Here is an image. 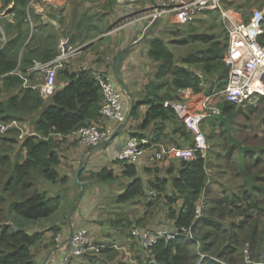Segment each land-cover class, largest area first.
I'll list each match as a JSON object with an SVG mask.
<instances>
[{
  "label": "trees",
  "instance_id": "1",
  "mask_svg": "<svg viewBox=\"0 0 264 264\" xmlns=\"http://www.w3.org/2000/svg\"><path fill=\"white\" fill-rule=\"evenodd\" d=\"M30 2L0 0V13L7 10L0 19L5 36L4 42L0 38V125L5 126L0 129V264H36V249L46 232L53 231V237L60 232L56 227L35 228L37 222L51 218L59 203L40 184L60 181L59 144L101 120L102 90L88 69L59 68L56 79L68 83L52 94L51 104L43 109L36 82L39 72L31 69L57 55L58 39ZM204 15L195 24L171 25L165 32L169 39L150 41L148 55L157 68L132 108V119L139 118L141 107L146 111L130 136L193 146L192 133L170 103L179 102L183 90L201 93L203 84L207 94L223 89L229 72L224 62L228 35L221 14L212 10ZM259 41L264 45V22ZM259 98L246 106L218 100L219 113L209 114L200 124L203 131L208 129L212 144L204 158L172 159L168 165L145 168L146 180L135 163L116 161L126 183L121 182L122 191L114 195L113 203L139 200L145 207L135 223L110 220L133 239V257L122 259L113 244L93 241L105 247L85 254L86 264H264V96ZM35 113L39 116L33 133L19 139L21 129L12 123L27 121ZM209 163L216 166L215 172L207 170ZM214 173L227 181L220 183ZM91 178L110 185L118 180L111 167L92 172ZM151 198L158 202L155 210ZM200 202L203 208L198 215ZM133 224L142 230L162 228L178 234L175 239L160 238L146 249L130 235ZM183 229L190 230L191 237Z\"/></svg>",
  "mask_w": 264,
  "mask_h": 264
},
{
  "label": "crops",
  "instance_id": "2",
  "mask_svg": "<svg viewBox=\"0 0 264 264\" xmlns=\"http://www.w3.org/2000/svg\"><path fill=\"white\" fill-rule=\"evenodd\" d=\"M162 1L137 0L130 3H121L118 0H53L51 4L45 5L39 0H31L30 6L44 24L51 25V32L58 39L57 52L58 46L62 41H68L71 46L80 48V51L66 60L61 67H68L73 72L80 69H88L91 73L98 71L115 79L118 84L119 80L124 82L131 95L125 94L127 117L131 101L133 100L135 104V102L140 100L143 86L152 79L157 68L156 62L148 55L150 41L155 38H161L163 35L167 37L165 35L167 29L171 25L177 24L171 13H162L159 17L153 16V8L160 6ZM6 14L7 10H3L0 13V18L6 17ZM201 16L205 15L201 14ZM201 16L199 15L198 17ZM238 17L243 20L247 18L245 13L240 12H238ZM37 23L35 22L34 24L38 25ZM1 40L4 42L5 36ZM123 52H126L125 56L114 67L115 61ZM31 70L33 72L36 71L34 69ZM42 77V73L39 72L36 82L40 84ZM67 83L66 80L55 79L53 93L61 90ZM205 91L203 89L201 93L194 94L190 90H183L179 92V102L186 103L190 110H196L206 96ZM43 99L45 103L50 104L52 95ZM145 111V106L140 108L138 119H132L130 115L129 120L120 130L117 137L106 146H94L95 148L91 150L93 147L81 144L76 135L68 136L59 144L60 181H57V188L65 190L64 194L68 192L69 199L63 211V219L36 225L35 228L36 230L39 229V231L49 230L52 227L60 229L56 237H53V231L46 232L45 239L36 249V264H59L61 257L65 253L66 244L71 235L70 231L77 228L86 229L92 241L118 245L117 247H120L117 248L120 251L119 253L129 254L133 252V239L131 238V242H128L129 244L127 245L130 246L128 248L125 245L126 243H122L121 238H119L126 236L125 233H128L127 231L123 232L124 228L120 226L122 231L120 236H118V232L116 233L110 227V220L106 221L107 223L105 224L99 220V213L96 210L99 207H97V202L101 196L98 195L96 189L100 184L91 178V173L97 172L104 165H107L104 167H111L114 170L115 175L118 176V180L114 182L117 183L116 186L109 190L103 187L104 190H102V192L109 191L110 202L113 203L114 195L120 194L122 191L121 182L126 183V180L120 177L122 170L121 165L116 162L117 153L130 132L138 129ZM38 116L39 114L35 113L29 116L27 121L13 122L12 127L16 126L21 131L25 129L24 132L32 134V124L34 122L32 119H36ZM97 124L104 128H112L111 134L118 127L114 122L103 118ZM148 134L151 136V133ZM147 139L149 140V138ZM82 161L84 163L79 182L86 184V186L83 189L81 199L78 201L81 188L76 185L75 174ZM135 164L139 175L145 180L147 178V175L143 173L145 168L154 165L159 167L166 165H163V162L149 163L147 154H144ZM101 195L106 197V193H101ZM137 201L142 205V208L137 213L138 216H141L144 214L145 209L143 203L135 200L131 204ZM131 204L112 205L109 213L111 211L117 213L116 209L120 207V209L127 208ZM103 209V212L106 213L107 211L105 210L110 208L104 204ZM126 238L129 240V237ZM83 259L85 261V257L82 259L75 258L77 261Z\"/></svg>",
  "mask_w": 264,
  "mask_h": 264
},
{
  "label": "built area",
  "instance_id": "3",
  "mask_svg": "<svg viewBox=\"0 0 264 264\" xmlns=\"http://www.w3.org/2000/svg\"><path fill=\"white\" fill-rule=\"evenodd\" d=\"M121 3L135 2L137 0H118ZM43 4H51L53 0H39ZM224 0H163L160 6L153 8V16L159 17L162 13H171L179 25L192 23L205 11L218 10L221 14L223 25L228 35V47L224 55V62L229 67L228 79L223 89L208 94L196 110H190L186 103L172 102L170 105L176 110L178 116L186 128L193 135L192 147H177L165 143H151L148 139H139L136 136H128L116 161L119 163H137L147 154L149 163L164 162L172 159L193 160L204 158L207 155L208 142L206 134L200 127L201 122L211 113H219L213 100H224L240 106L255 105L260 96H264L262 86L264 83V45L259 41L263 34L264 3L252 10L248 20L238 17V12L223 5ZM0 33L2 28L0 26ZM3 35V33H2ZM80 48L73 47L68 41H62L58 46L57 55L45 63H35L32 69L42 73V82L38 85L42 98L53 94L57 69L69 58L75 56ZM95 80L102 90V103L100 116L103 119L114 122L116 126L126 121V96L117 81L100 72H92ZM219 97V98H218ZM165 102V105H168ZM1 130L5 126L0 125ZM112 128H104L98 124H89L80 128L74 135L79 142L87 147L97 146L107 139ZM21 137L24 135L21 133ZM60 138V137H58ZM203 208L202 202L197 205L196 212L199 215ZM185 236L191 237V231L183 229ZM178 231L166 229H140L132 225L130 235L135 237L140 244L148 249L160 238L166 240L175 239ZM103 244H95L84 228H77L71 233L64 255L59 264H69L73 257H82L85 254L98 253ZM112 248H120L115 244Z\"/></svg>",
  "mask_w": 264,
  "mask_h": 264
},
{
  "label": "rangeland",
  "instance_id": "4",
  "mask_svg": "<svg viewBox=\"0 0 264 264\" xmlns=\"http://www.w3.org/2000/svg\"><path fill=\"white\" fill-rule=\"evenodd\" d=\"M261 1H263L264 2V0H224V2H223V5L226 7L227 6V8H232V9H234V10H236V8L235 7H238V6H241V5H243L244 7V9H240V10H236L237 12H240V13H245L246 14V16L248 17L249 15H250V13L252 12V10L253 9H255V8H258L259 7V3L261 2ZM46 5V4H45ZM201 16V15H200ZM202 17H204V16H201V17H198V18H202ZM197 18V19H198ZM1 19V18H0ZM196 20V19H195ZM193 21L192 23H197V20L196 21ZM2 33L4 34V32H3V29H2ZM2 33H0V38H2ZM163 38H165V36L163 35L162 36ZM161 37V38H162ZM167 39H169L170 37L169 36H167L166 37ZM185 48V47H184ZM186 49V48H185ZM181 50H183V48L181 49ZM202 88L204 89L205 88V90H206V88H208L207 86H204V84L202 85ZM203 91V90H202ZM206 92V91H205ZM204 93V92H203ZM206 95H208L207 94V92H206ZM219 98V97H218ZM217 102H218V100L217 99H215V100H213V102H212V104L213 105H216L217 104ZM51 104V103H50ZM50 104H47V103H45L44 102V106H43V109L45 108V107H47V106H49ZM42 109V110H43ZM40 114V113H39ZM38 119V117L36 118V119H32V121H34L33 122V124H32V128H34V124H35V122H36V120ZM24 131H25V129H24ZM24 131H21V133H23L24 134V136L25 135H28L26 132H24ZM205 134H206V137H208V135H209V131H208V129L206 128L204 131H203ZM21 135L22 134H20L19 136H18V138L19 139H22L23 138V136L21 137ZM208 139V138H207ZM1 141V140H0ZM207 142H208V145H212L211 144V141H208L207 140ZM212 147V146H211ZM216 148V147H215ZM18 149H17V146L14 148V151L16 152ZM171 160H167L166 162H163V165L164 164H166V165H168L169 164V162H170ZM104 166H107V165H104ZM104 166H102L103 168H104ZM102 167L99 169V170H101L102 169ZM98 170V171H99ZM207 170L208 171H210L211 173H213V171L215 172L216 171V166H214V167H211V164L209 163V165L207 166ZM215 174V173H214ZM216 176H218V181L220 182V183H225L226 181H227V178L226 177H224V176H222V175H220V174H215ZM98 184H100V186L99 187H97V189H96V191H97V193H98V195L99 196H101V198H99L98 199V202H97V207H98V209L97 208H95V209H97L96 211H97V213H99L98 214V218H99V220H101V222L102 223H107L106 221H109V220H116V219H118V220H122L123 218H125L126 220H129V221H131L132 223H135V221H136V219H137V217H138V210L140 209V208H142V205H141V203H139L138 201L137 202H135V203H132L129 207H127V208H123V209H120V208H118V209H116L117 210V213L119 212V214H117V213H115V212H113V211H111V213H109V211L111 210V206L112 205H115L114 203H111L110 201H111V198H109V191L108 192H105V191H103L102 192V190H104V188H106V190H109L110 188H112V187H114V186H116V184L117 183H114V184H112V185H110V183H100V182H97ZM70 186V185H69ZM214 186H215V188H219L220 187V184L218 183V184H214ZM40 187H41V190L42 191H44V192H46L47 193V195L52 199V200H59L60 201V203H59V206L57 207V209L55 210V212L53 213V215L51 216V218L50 219H46V220H43V221H40V222H37L38 224H43L44 222H47V221H56V220H61V219H63V211H64V208H65V206H66V204H67V202H68V195H67V193H65L64 194V191L65 190H59L58 188H57V182H55V183H52V182H48V181H45V180H43V183H41L40 184ZM104 187V188H103ZM101 193H106V197L105 196H103V195H101ZM98 196V197H99ZM150 200H152V202H153V207H151V210H155L156 209V207H157V200L156 199H154V198H151ZM100 203H101V205H100ZM104 204H105V206H108L110 209H107V210H105V211H107L106 213H104L103 211H104V209H103V206H104ZM101 206V207H100ZM146 209H148L149 210V208L147 207ZM142 211H143V209H142ZM150 212V211H149ZM117 214V215H116ZM147 215V214H146ZM149 215V214H148ZM148 215L147 216H145L144 218H146V217H148ZM160 215H158V217L157 218H155L154 220H155V222L157 223L158 221L157 220H159L160 219ZM109 223V222H108ZM111 225V224H110ZM112 229H114V231L117 233L118 232V236H120V234H121V231H122V228L120 227V226H110ZM39 230V229H38ZM124 233H125V231H124ZM126 234V236H122V237H119V238H121V241H122V243H126L125 245L126 246H128V248H130V246L129 245H127V244H129L128 242L130 241L131 242V238L129 237V240L126 238L128 235V233H125ZM118 246V245H117ZM120 252V251H119ZM88 255V254H87ZM129 255H130V257L132 256L133 257V254H132V252L131 253H129V254H119L118 256L119 257H121L122 259L124 258H126V259H128V257H129ZM85 257V255L83 256V257H81V259L82 258H84ZM69 264H85V261H84V259L83 260H81V261H74V262H69Z\"/></svg>",
  "mask_w": 264,
  "mask_h": 264
},
{
  "label": "water",
  "instance_id": "5",
  "mask_svg": "<svg viewBox=\"0 0 264 264\" xmlns=\"http://www.w3.org/2000/svg\"><path fill=\"white\" fill-rule=\"evenodd\" d=\"M130 3V2H129ZM126 52H123L118 58L117 60L115 61L114 63V67L115 65L118 63L119 60H121L124 56H125ZM119 85L120 87L122 88V90L125 92L126 95L128 96H131L130 93H129V90L127 88V86L124 84V82L122 80H119ZM134 106V101L132 100L131 103H130V110H129V113L126 117V121L123 123V124H120L116 129L115 131L105 140H103L102 142H100L96 147H102V146H106L107 144H109L113 139H115L118 135V133L120 132V130L124 127V125L127 123V121L129 120L130 118V115H131V111H132V108ZM95 147L91 148V150H93ZM83 161L80 162L78 168H77V171H76V174H75V181H76V185L79 186L81 188L80 190V193H79V197H78V201L81 199L82 197V194H83V189L84 187L86 186V184L84 183H81L79 182V176H80V173H81V170L83 168ZM17 229V228H16ZM72 233V230L70 231V234ZM69 240V239H68Z\"/></svg>",
  "mask_w": 264,
  "mask_h": 264
},
{
  "label": "bare ground",
  "instance_id": "6",
  "mask_svg": "<svg viewBox=\"0 0 264 264\" xmlns=\"http://www.w3.org/2000/svg\"><path fill=\"white\" fill-rule=\"evenodd\" d=\"M4 36V35H3ZM3 36H2V38H3ZM1 38V39H2ZM258 84L260 85V86H262V90L264 91V83L263 84H261L260 82H258ZM264 94V93H263ZM23 137H24V135H23Z\"/></svg>",
  "mask_w": 264,
  "mask_h": 264
}]
</instances>
